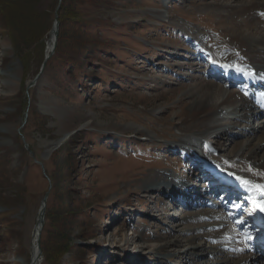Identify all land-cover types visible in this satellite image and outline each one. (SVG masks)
<instances>
[{"label": "rangeland", "instance_id": "obj_1", "mask_svg": "<svg viewBox=\"0 0 264 264\" xmlns=\"http://www.w3.org/2000/svg\"><path fill=\"white\" fill-rule=\"evenodd\" d=\"M10 1L0 0V264L30 263L46 192L39 264H215L186 250L205 240L201 214L219 209L222 192L205 191V164L178 142L192 132L178 127L192 119L185 90L224 83L210 72L229 51L218 46L228 22L209 4L223 0ZM58 4L61 38L43 64ZM258 20L264 32V9ZM239 128L221 137L220 155L244 142ZM163 170L177 184L144 187ZM182 180L198 194L172 195ZM251 246L237 257L258 253Z\"/></svg>", "mask_w": 264, "mask_h": 264}, {"label": "bare ground", "instance_id": "obj_2", "mask_svg": "<svg viewBox=\"0 0 264 264\" xmlns=\"http://www.w3.org/2000/svg\"><path fill=\"white\" fill-rule=\"evenodd\" d=\"M209 4L224 12L222 16L228 22L226 31L229 33V41L218 42L221 51L223 48L229 49V51L216 55L212 72H217L216 68L220 67H224L229 72L219 70L222 72L221 78L225 80L222 85L212 81L201 82L196 89H191L194 86L192 85L181 94L180 97H184L181 100L186 98L190 101L186 113L188 116H192V119L191 122L184 121L179 125L178 131L192 133L183 136L178 142L183 152L205 164L204 169L198 173L200 177L212 182V186L209 185L211 187L205 191H217L220 188L230 195L235 194L244 199L243 203L252 204L264 219V211L260 210L261 207H264V193L258 188L249 190L242 186L240 180L236 178L241 177L249 180L253 185H264V32L261 31L262 25L258 20L260 11L264 9V0H223L222 2L211 1ZM156 13L160 15L161 12L156 11ZM236 16L245 17V21L236 23V20L233 19ZM55 28L53 26L49 32L45 54L48 57L54 51L52 47ZM233 76L238 80L232 79ZM228 79L233 83L240 80L247 82L248 92L244 93L242 90L235 91L236 93L232 92L228 88L229 84L225 83ZM84 120L77 129L88 126L91 119ZM242 120L247 122L243 127H241ZM230 123L234 125L233 130L242 128L243 134L241 135L246 136L244 137L246 139L243 140L244 142L237 143L229 154L220 155L217 152V146L221 137L232 131L228 127ZM127 128L136 129V126L130 124ZM237 136L238 134L235 133L232 139ZM195 174L194 172V176ZM176 182L177 179L169 176L167 170H163L159 174L150 172L144 187L147 189L167 188L177 184ZM198 184L200 188L203 186L201 183ZM186 185L187 182H181V188H187ZM194 187L197 186L194 185L193 190ZM211 203L219 209L204 210V214H201L209 220L202 224V228H209V231L204 230L206 234L203 235L207 242L205 243L204 240L198 243L192 248L196 250L187 249L186 253L199 252L204 260L206 258L215 264H264V259L262 260L259 254L253 252H250L249 256L237 257L239 251L245 247L247 240L255 241L260 254L264 256V228L259 229L255 224L248 222L246 229L238 231L237 226H241L244 221H237L234 224L231 218L241 211L243 204L240 202L228 204L225 193L216 195ZM44 208L43 212L38 213L33 228L29 264L41 262V251L37 246V238L41 237L42 233L45 218ZM194 227L189 226L179 230L189 231ZM193 238H196V235H193ZM172 240L175 241V239L169 241ZM186 240L190 241L191 238L187 237ZM208 242L211 243L208 244ZM201 248L203 250L200 251Z\"/></svg>", "mask_w": 264, "mask_h": 264}, {"label": "water", "instance_id": "obj_3", "mask_svg": "<svg viewBox=\"0 0 264 264\" xmlns=\"http://www.w3.org/2000/svg\"><path fill=\"white\" fill-rule=\"evenodd\" d=\"M58 9H59V4L57 5V7H56V9H55V18H54V22H53V25H52V27H53V26L56 27V28H55V34H54V37H53V47H52V50H53L54 47H55V44H56V41H57V36H58V29H57V28H58V20H57V11H58ZM48 58H49V57L45 55V58H44V62H43V64H45V62H46V60H47ZM24 144H25V147H27V143H24ZM47 197H48V192H46V193L44 194V196H43V198H42V200H41V202H40V207H39L38 213H40V211L43 212V208H44V206L46 207V200H47ZM44 209H45V208H44ZM43 222H44V220H43ZM39 244H40V236H38V238H37V246H38V248L40 247Z\"/></svg>", "mask_w": 264, "mask_h": 264}, {"label": "snow or ice", "instance_id": "obj_4", "mask_svg": "<svg viewBox=\"0 0 264 264\" xmlns=\"http://www.w3.org/2000/svg\"><path fill=\"white\" fill-rule=\"evenodd\" d=\"M238 180H240L242 186L248 188L249 190H252V188H258L262 193H264V185H253L251 181L243 179L241 177H236ZM261 211H264V207H261Z\"/></svg>", "mask_w": 264, "mask_h": 264}, {"label": "trees", "instance_id": "obj_5", "mask_svg": "<svg viewBox=\"0 0 264 264\" xmlns=\"http://www.w3.org/2000/svg\"><path fill=\"white\" fill-rule=\"evenodd\" d=\"M4 1H5V2H8V3L11 2L10 0H4ZM12 1H13V2H17L18 0H15V1L12 0ZM26 1H27V0H26ZM68 1L70 2L71 0H63V2H68ZM74 1L77 2V1H79V0H74ZM13 2H12V3H13ZM60 38H61V35L59 34L57 39L60 40ZM37 40H38V39H37ZM58 44H59V42H58ZM58 44H57V46H58ZM85 81H88V80H85ZM58 256H59V255H58ZM57 259H58V258H57ZM58 260H59V259H58Z\"/></svg>", "mask_w": 264, "mask_h": 264}]
</instances>
